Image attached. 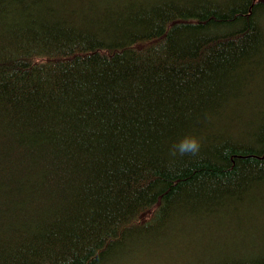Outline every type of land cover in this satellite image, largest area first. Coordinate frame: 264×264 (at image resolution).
Wrapping results in <instances>:
<instances>
[{"label":"trees","instance_id":"1","mask_svg":"<svg viewBox=\"0 0 264 264\" xmlns=\"http://www.w3.org/2000/svg\"><path fill=\"white\" fill-rule=\"evenodd\" d=\"M263 88L264 0H0V264H121L239 218ZM251 233L213 264H264Z\"/></svg>","mask_w":264,"mask_h":264},{"label":"rangeland","instance_id":"2","mask_svg":"<svg viewBox=\"0 0 264 264\" xmlns=\"http://www.w3.org/2000/svg\"><path fill=\"white\" fill-rule=\"evenodd\" d=\"M256 94L264 95V88L257 90ZM238 217L227 223H197L195 230L182 231L178 236L171 237L170 243L164 244H169L168 247L155 246L160 248L156 254L139 253L121 264H213L223 250L251 252L248 251L251 242L257 240L251 232L256 226L264 225V197L256 196L238 213ZM261 241L264 242V237Z\"/></svg>","mask_w":264,"mask_h":264},{"label":"clouds","instance_id":"3","mask_svg":"<svg viewBox=\"0 0 264 264\" xmlns=\"http://www.w3.org/2000/svg\"><path fill=\"white\" fill-rule=\"evenodd\" d=\"M201 148V138L193 133H188L181 137L177 143H174L170 148V155L184 156V155H198ZM61 264H72L71 258L62 261Z\"/></svg>","mask_w":264,"mask_h":264}]
</instances>
